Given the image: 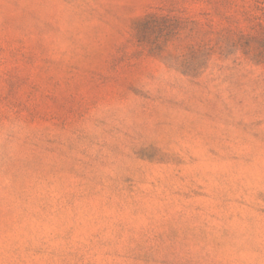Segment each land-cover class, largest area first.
<instances>
[{
  "label": "rangeland",
  "instance_id": "obj_1",
  "mask_svg": "<svg viewBox=\"0 0 264 264\" xmlns=\"http://www.w3.org/2000/svg\"><path fill=\"white\" fill-rule=\"evenodd\" d=\"M0 264H264V0H0Z\"/></svg>",
  "mask_w": 264,
  "mask_h": 264
}]
</instances>
